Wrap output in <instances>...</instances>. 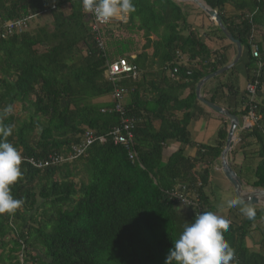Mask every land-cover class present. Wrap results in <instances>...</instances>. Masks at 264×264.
I'll return each instance as SVG.
<instances>
[{
    "label": "trees",
    "instance_id": "obj_1",
    "mask_svg": "<svg viewBox=\"0 0 264 264\" xmlns=\"http://www.w3.org/2000/svg\"><path fill=\"white\" fill-rule=\"evenodd\" d=\"M203 1L241 41L248 76L260 83L255 98L246 91L231 112L239 116L252 110L259 116L243 132L258 146V162L248 169L254 179L246 183L264 189V0ZM133 3L136 10L120 33L110 25L102 29V50L82 0H0V125L12 127L7 141L23 157V175L11 186L13 197L23 203L14 213L0 214V264H164L173 241L196 216L191 206L179 212L182 203L174 194L196 193L201 212L217 209L206 191L225 146L227 124L213 143L198 144L194 157L186 155L185 146L194 144L188 126L198 103L195 87L228 64L225 48L210 50L176 0ZM227 4L236 14H224ZM46 15L49 22L31 27ZM27 16L32 19L26 30L6 34L5 23ZM136 36L144 40L140 52ZM182 55L188 58L185 65ZM123 56L141 72L117 82L128 90L123 104L124 115L134 119V161L123 145L113 143L111 131L121 124L113 101H96L114 89L105 76L107 60ZM176 67L173 80L166 71ZM233 82L221 84L216 95L227 89L237 96ZM9 106L12 111L5 112ZM89 134L94 141L87 145ZM169 141L182 146L165 157ZM81 144L85 153L71 159L72 147ZM79 164L86 182L77 180ZM254 209L253 218L230 222L224 232L234 253L230 264H264V254L246 244L252 226L264 219V206Z\"/></svg>",
    "mask_w": 264,
    "mask_h": 264
},
{
    "label": "crops",
    "instance_id": "obj_2",
    "mask_svg": "<svg viewBox=\"0 0 264 264\" xmlns=\"http://www.w3.org/2000/svg\"><path fill=\"white\" fill-rule=\"evenodd\" d=\"M176 1L182 6V10L186 16V21L198 33V36L201 38L202 42L210 50L225 48V55L228 59V63L231 62L236 55V47L226 37L222 36V34L217 29V25L211 20V18L202 9H200L195 3H193L190 0H176ZM224 14L229 17L231 15L236 14V10L231 4H227ZM116 19L117 20L113 21V23L110 26L115 30V32L118 33L116 27L119 26L118 24L119 22L117 21H120V24L122 22L123 23L122 25H125L128 19V15L124 18H116ZM122 25L121 28H123ZM136 41L138 42V46L140 47V49H137L136 52H140L142 49L141 46L142 44H144L143 37L136 36ZM147 51L151 52L152 49H147ZM134 53H132V56H134ZM187 62H188L187 56L184 55L180 56V63L185 65L187 64ZM233 67H235V70L232 72L233 73L232 75L228 73V71L231 69L230 68L224 73L208 80L202 86L201 89L202 96H204L206 99L210 101L212 97L215 98L214 103L230 110V112L237 105V103L242 100L241 96L245 95L246 86L250 79L248 76L249 74L247 72L245 59L243 60L240 59L238 63H236ZM154 69H157V67H154ZM139 74H141V72ZM166 75H168V77L172 78L173 80H177V78H173L171 76V71L169 70L166 71ZM162 77L163 74L161 76L157 75L154 81L160 82L162 80ZM230 79L234 81L233 83L237 86V89L239 90V94L235 97L234 95L229 96V94H227V89H223L219 92L218 95H216L217 93L216 90L218 89V87L221 84L226 83ZM187 94H188V90L184 91L183 97L186 96ZM96 101L110 102L112 101V96L111 95L105 96L97 99ZM241 109H244V105L241 106L239 110ZM192 111L194 112L195 116L193 119H191L188 126V130L190 132V136L194 144L193 146L192 145L185 146V153L188 156L194 157L197 153V149H198L197 145L213 143V141L216 139L219 128L225 125V123L228 126L229 120L223 115L209 108L199 100L198 103L194 105ZM178 115L181 116L182 113H178ZM239 118H240V127L239 130L237 131L234 145L232 149L229 151L228 159L232 167L238 172V174L240 173V171L243 172V178L241 176L240 177L246 189L250 191L253 188L246 183L247 178H245L246 177L245 172L248 175L250 170L247 171V169L255 168L258 161L257 159H255L257 158L256 153L258 150V146L254 138L252 137L243 138V134H245L243 132H246L253 126V121L250 118L246 117V115H239ZM242 139L245 140L243 143L241 142ZM240 143H242L243 146L244 145L245 146L238 147L236 149V147ZM167 146L168 147L165 150V157L171 155L172 152L177 150L182 145L177 143L176 141H169ZM220 161H221V157L219 163H216L211 169L209 184L206 192L208 193L207 195L211 203L217 207V209L213 213L227 218L230 222H238L243 217H246V215L243 214L241 209L248 206L242 203L237 205L236 207H228V204L222 205L223 197L222 195H220V192L233 191V186L222 172ZM200 168L201 167L198 166L197 170H200ZM259 207L260 206H254L252 208H259ZM255 228L263 229L261 230V232H263L264 219L257 221L255 226H252V229L248 235L249 237L248 236L246 237V244L248 247L250 248L252 247L251 249H253V247H257V251H260L264 254V240H263L264 234H261L260 236H257L255 234L252 235L251 233L254 231ZM256 237L258 239H256Z\"/></svg>",
    "mask_w": 264,
    "mask_h": 264
},
{
    "label": "clouds",
    "instance_id": "obj_3",
    "mask_svg": "<svg viewBox=\"0 0 264 264\" xmlns=\"http://www.w3.org/2000/svg\"><path fill=\"white\" fill-rule=\"evenodd\" d=\"M85 12L92 13L100 23L113 18H124L135 12L133 0H82ZM9 106L5 112H11ZM11 126L0 125V214H11L18 210L23 201L11 194V186L23 175L22 154L7 137L12 134ZM228 207H236L240 200H229ZM249 219L256 214L251 206L241 209ZM230 221L211 211L196 215L184 226L178 238L173 241L164 264H230L233 250L224 238Z\"/></svg>",
    "mask_w": 264,
    "mask_h": 264
},
{
    "label": "built area",
    "instance_id": "obj_4",
    "mask_svg": "<svg viewBox=\"0 0 264 264\" xmlns=\"http://www.w3.org/2000/svg\"><path fill=\"white\" fill-rule=\"evenodd\" d=\"M91 18V30L95 33V40L97 42V45L100 49H104V40L102 37V29L108 27L111 25L114 21V18L111 19L108 23H100L97 21L94 14L89 13ZM32 19V16H27L21 19H16L13 21H9L5 23L4 28L6 31V34H12V33H21L24 30L28 28V24L30 20ZM254 34L250 37V42L253 48V56L258 58L259 57V49L257 44L254 42ZM178 69L177 67L172 70L171 76L175 77V74L177 73ZM139 68L137 65L130 63V61L126 57H118L115 60L106 62V70H105V76L108 81H111L114 84L113 92L111 93L112 101L114 104L113 112L119 113L121 115V124L120 126H117L113 128L111 131V136L113 139V143L115 145H123L127 150L129 154V158L131 160L137 159V153L133 149V129H134V119L128 118L126 115H124V96L127 93V89L125 87L119 86L117 82L121 80L122 78L131 77L133 79H136L139 76ZM190 74V72H188ZM259 81L253 80L251 82H248L246 86V91L250 95V99L252 100L255 98V95L257 93V89L259 86ZM246 117L250 118L253 121V125L256 123V121L259 119V116H256L254 111L250 110L248 115ZM247 118V119H248ZM100 140L104 141L103 137H100ZM94 141V137L89 134L87 139V145L91 144ZM86 146L84 144L73 146L72 151L73 155L70 156L71 159H74L76 157L82 156L85 153ZM65 156V155H63ZM58 160V159H57ZM33 164L36 166H42L41 163H37L36 161H33ZM44 165H47L44 164ZM190 194H183L182 192H176L174 196L176 199L186 206H191L194 211L195 215H198L203 210V205L201 204L199 196L194 193L192 196H189Z\"/></svg>",
    "mask_w": 264,
    "mask_h": 264
},
{
    "label": "water",
    "instance_id": "obj_5",
    "mask_svg": "<svg viewBox=\"0 0 264 264\" xmlns=\"http://www.w3.org/2000/svg\"><path fill=\"white\" fill-rule=\"evenodd\" d=\"M195 3L200 9H202L210 18L211 20L217 25L223 35L236 47V55L234 59L229 62L227 65L221 67L220 69L206 75L202 78L195 87V93L197 99L208 106L209 108L213 109L214 111L218 112L219 114L223 115L229 120V125L227 127L228 134L227 139L225 142L224 149L221 153V161L220 166L221 170L224 173L225 177L233 186L235 196L237 200H240L242 204L247 206H264V189L260 188H253L252 190L248 191L243 184V181L238 174V172L232 167L229 159L228 154L229 151L232 149L234 142L236 140L237 131L240 127V118L238 115L230 112V110L211 102L210 100L206 99L201 94L202 86L211 78L218 76L225 71L232 68L238 61L241 59L243 54V46L240 40L236 39L232 33L228 30L226 25L224 24L220 14L216 9L210 7L205 1L203 0H190Z\"/></svg>",
    "mask_w": 264,
    "mask_h": 264
},
{
    "label": "rangeland",
    "instance_id": "obj_6",
    "mask_svg": "<svg viewBox=\"0 0 264 264\" xmlns=\"http://www.w3.org/2000/svg\"><path fill=\"white\" fill-rule=\"evenodd\" d=\"M115 20H117L116 18H114V21ZM50 21V16L49 15H46L45 16V18L44 19H39V21H35V22H32L31 24V27L32 28H34V27H36L38 24H44L45 22H49ZM117 22H119L118 24H119V26H117L116 28V30H118V33H120L121 32V25L123 24L122 22H121V24H120V21H117ZM187 22V21H186ZM188 23V22H187ZM124 25H122V27H123ZM251 81H253L252 79H249V81L248 82H251ZM15 108H16V110L17 111H19L20 110V106L19 105H15ZM255 159H257V158H255ZM258 160V159H257ZM258 162V161H257ZM78 168H79V173H78V175H77V180L80 182L81 180L82 181H84V182H86L87 180H88V178H87V175H86V173L84 172V169H83V166H81L80 164L78 165ZM248 170V169H247ZM249 171V170H248ZM247 179H249V180H253L254 179V175L252 174V172H249V174L247 175ZM220 195H222V197H223V203H222V205H225V204H228L227 202L229 201V200H233V199H237L236 198V196H235V192H234V189H233V191H223V192H220ZM177 210L179 211V212H181V210H185V206L184 205H182V204H178L177 205ZM261 230H263V229H258V228H255L254 229V231L251 233L252 235L253 234H255V235H257V236H260L261 234H264V231L263 232H261ZM250 234V235H251ZM249 237V236H248ZM252 237V236H251ZM263 238H264V235H263ZM256 239H258L257 237H256ZM264 240V239H263ZM250 244V243H249ZM251 245V244H250ZM254 245V244H253ZM252 248V247H251ZM253 250H257V247H253Z\"/></svg>",
    "mask_w": 264,
    "mask_h": 264
}]
</instances>
